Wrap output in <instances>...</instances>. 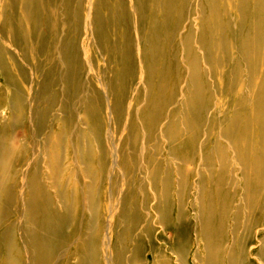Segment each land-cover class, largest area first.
I'll use <instances>...</instances> for the list:
<instances>
[{
	"label": "bare ground",
	"instance_id": "6f19581e",
	"mask_svg": "<svg viewBox=\"0 0 264 264\" xmlns=\"http://www.w3.org/2000/svg\"><path fill=\"white\" fill-rule=\"evenodd\" d=\"M0 78V264H264V0H0Z\"/></svg>",
	"mask_w": 264,
	"mask_h": 264
},
{
	"label": "rangeland",
	"instance_id": "374dc122",
	"mask_svg": "<svg viewBox=\"0 0 264 264\" xmlns=\"http://www.w3.org/2000/svg\"><path fill=\"white\" fill-rule=\"evenodd\" d=\"M2 82L1 78H0V83ZM26 123L21 122L19 123L14 129H13V133L12 135L16 138V139H20L23 138L24 140H27V129H26ZM28 154L31 153V147L28 148ZM15 160V161H14ZM12 159L11 160V165L14 166V169L20 167V158L17 156L16 159ZM8 186L12 185V180L7 184ZM14 194V193H13ZM65 258L61 261V264H63ZM253 264H256L255 262L252 261Z\"/></svg>",
	"mask_w": 264,
	"mask_h": 264
}]
</instances>
